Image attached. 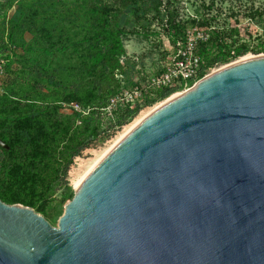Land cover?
I'll list each match as a JSON object with an SVG mask.
<instances>
[{
    "label": "water",
    "instance_id": "obj_1",
    "mask_svg": "<svg viewBox=\"0 0 264 264\" xmlns=\"http://www.w3.org/2000/svg\"><path fill=\"white\" fill-rule=\"evenodd\" d=\"M0 264H264V54L166 97L57 226L0 199Z\"/></svg>",
    "mask_w": 264,
    "mask_h": 264
},
{
    "label": "trees",
    "instance_id": "obj_2",
    "mask_svg": "<svg viewBox=\"0 0 264 264\" xmlns=\"http://www.w3.org/2000/svg\"><path fill=\"white\" fill-rule=\"evenodd\" d=\"M175 1L0 0V13H3L0 29L4 36L0 53L8 52L7 64L18 61L30 76L25 80L31 82L23 89L6 87L0 95V141L8 146V149L0 146L3 202L20 203L44 212L53 181L62 180L73 158L100 135L102 113L110 107L111 100L120 89L138 83L135 61L127 53L124 35L148 31L156 22L175 45L186 40L188 26L197 24L211 33L205 41L197 42L196 52L199 55L205 52L210 38L220 31L210 28L207 20H192L188 26L180 22L176 18ZM66 3L74 5V10L69 11L77 30L57 28L51 20ZM12 8L14 11L7 18L6 13ZM262 32L252 49L254 53L264 52ZM25 34L31 35L30 41L25 39ZM37 48L54 61L30 56ZM249 49L248 44H241L234 55ZM43 82L57 89L51 100L39 102L34 86ZM179 87H159L157 97L166 98ZM150 102L146 99L132 104L117 103L115 106L124 109L116 120L109 122L105 132L120 127L139 106ZM63 104L72 109L70 118H53L51 113ZM74 104L79 109H74Z\"/></svg>",
    "mask_w": 264,
    "mask_h": 264
},
{
    "label": "rangeland",
    "instance_id": "obj_3",
    "mask_svg": "<svg viewBox=\"0 0 264 264\" xmlns=\"http://www.w3.org/2000/svg\"><path fill=\"white\" fill-rule=\"evenodd\" d=\"M174 8L177 20L185 22L187 26L190 25L192 20H207L210 23V28H218V31H220L217 36L210 38L211 40L207 43L205 52L200 55L202 64L206 68L205 74L239 60L241 57L248 56V58H251L264 54V52L254 53L252 51L260 36L263 35L264 0H176ZM69 10H74L73 3H66L59 13L53 14L51 20L54 22L55 27L64 28L68 31L78 29ZM13 11L14 8L7 11L6 17L11 16ZM2 18L3 13L2 15L0 13V28ZM193 27L202 28L207 36L211 35V33H208V28L194 24L192 27H187L186 36L189 28L191 29L188 34L191 35ZM2 37L4 36H1L0 29V43ZM24 37L27 41L31 39L30 34H25ZM122 39L128 55L135 61L134 74L138 83L120 89L116 96H119L125 90L138 87L141 90L142 100L149 99L151 102L139 106L130 119H127L120 127L111 128L108 132L105 131L109 122L116 120L119 114L122 113L124 106H115L116 103L112 106L113 110L109 107L102 113L103 120L100 121L99 126L100 135L82 150L81 154L78 155L79 159L74 162L76 156L73 158L67 175L62 180L53 181L51 192L44 206L45 211L38 212L33 208L34 211L44 216L52 226L58 225L65 204L72 199L76 178L84 176L96 161H99L119 139L121 140L120 137H123L128 129L133 128L141 119H144L143 117H146V114L148 115L153 110L154 106L165 99L157 97L159 87L153 83L152 79L164 68L170 55L174 52L175 45L172 44L161 26L156 22L152 23L148 31L139 30L136 33H129L124 35ZM244 43L248 44L250 49L244 54L234 55V51ZM229 49L230 52H228ZM17 52L20 53L19 50ZM7 53H0V95L6 87L14 86L23 89L27 88L30 82V80H25L26 77L30 78V76L22 69L18 61L13 60L7 64L8 61L5 59ZM42 53L37 48L33 49L29 55L41 61L44 59L49 62L54 61V58L51 60L50 56L42 55ZM216 57H219V59L215 60ZM34 87L38 90L39 95H36V99L39 102L51 100L57 89L55 85H48L46 82L41 83V85L35 83ZM129 103L132 104V102ZM71 110L70 107L63 104L57 112L51 114L53 118L63 120L70 118Z\"/></svg>",
    "mask_w": 264,
    "mask_h": 264
},
{
    "label": "built area",
    "instance_id": "obj_4",
    "mask_svg": "<svg viewBox=\"0 0 264 264\" xmlns=\"http://www.w3.org/2000/svg\"><path fill=\"white\" fill-rule=\"evenodd\" d=\"M190 29L187 30L186 40L184 42L179 40L175 43L174 52L170 55L168 62L161 72L152 79L156 86H180L173 92L177 93L189 88L198 79L208 74H205L206 68L202 64L200 55L196 52L197 42L205 41L208 36L202 28L197 27H193V31L191 30L193 33L190 31L191 35H189ZM202 68L204 72L200 75ZM141 100V90L135 87L123 91L119 96H115L111 100L110 107L118 102L134 103ZM73 107L74 109H79L77 104H74ZM77 159H79V156H76L74 162Z\"/></svg>",
    "mask_w": 264,
    "mask_h": 264
},
{
    "label": "bare ground",
    "instance_id": "obj_5",
    "mask_svg": "<svg viewBox=\"0 0 264 264\" xmlns=\"http://www.w3.org/2000/svg\"><path fill=\"white\" fill-rule=\"evenodd\" d=\"M245 59H248V56L241 57L239 60H236V61L245 60ZM158 105H159V104H157L156 106H154L153 110H154ZM153 110H152V111H153ZM150 111H151V110H150ZM152 111H151V112H152ZM151 112H150V113H151ZM150 113H149V114H150ZM149 114H148V115H149ZM148 115L146 114L145 116H148ZM143 118H145V117H143ZM142 120H143V119H141V121H142ZM139 122H140V121H139ZM139 122H138V123H139ZM138 123H137V124H138ZM137 124H136V125H137ZM136 125H135V126H136ZM131 129H132V128H131ZM131 129H128L127 133H128L129 130H131ZM127 133H125V135H126ZM125 135H124V136H125ZM124 136H123V137H124ZM123 137H120V138L122 139ZM119 141H120V139H119ZM119 141H118V142H119ZM118 142H117V143H118ZM117 143H116V144H117ZM113 146H114V145H113ZM113 146H112V147H113ZM112 147H111V148H112ZM111 148H110V149H111ZM108 151H109V150H108ZM106 153H107V152H106ZM106 153H105V154H106ZM102 158H103V157H102ZM102 158H101V159H102ZM101 159H100V160H101ZM100 160H99V161H96V163H95L94 165H92V167L90 168V170H88V172H90L94 167H96L97 164L100 162ZM88 172H87L86 174L84 173V174H85L84 176H82V177L80 176V178H78V177L76 178V180L74 181V186H75V187H77V186L82 182L83 178L88 174Z\"/></svg>",
    "mask_w": 264,
    "mask_h": 264
}]
</instances>
